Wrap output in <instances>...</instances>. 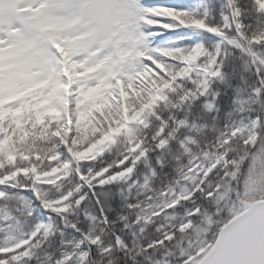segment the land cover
Masks as SVG:
<instances>
[{
    "label": "snow or ice",
    "instance_id": "obj_1",
    "mask_svg": "<svg viewBox=\"0 0 264 264\" xmlns=\"http://www.w3.org/2000/svg\"><path fill=\"white\" fill-rule=\"evenodd\" d=\"M0 264H264V0H0Z\"/></svg>",
    "mask_w": 264,
    "mask_h": 264
}]
</instances>
